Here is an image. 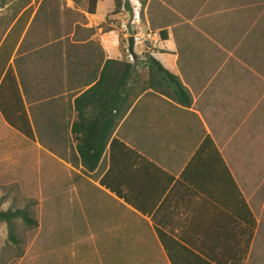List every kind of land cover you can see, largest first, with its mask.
I'll return each instance as SVG.
<instances>
[{"label": "crops", "instance_id": "0c3cea01", "mask_svg": "<svg viewBox=\"0 0 264 264\" xmlns=\"http://www.w3.org/2000/svg\"><path fill=\"white\" fill-rule=\"evenodd\" d=\"M90 1L0 4V116L49 154L68 147L81 170L74 128L109 133L93 176L134 220L101 236L97 264H264V160L253 157L240 102L251 87L222 74L228 61L196 57L179 38L252 30L254 16L227 19L226 10L213 21L197 4L190 16L145 13L143 29L167 40L150 49L136 39L134 60L121 48L126 22L111 16L114 0H97L95 12ZM145 52L179 78L189 107L142 74ZM110 61L133 65L127 83L124 66L102 76Z\"/></svg>", "mask_w": 264, "mask_h": 264}, {"label": "rangeland", "instance_id": "374dc122", "mask_svg": "<svg viewBox=\"0 0 264 264\" xmlns=\"http://www.w3.org/2000/svg\"><path fill=\"white\" fill-rule=\"evenodd\" d=\"M146 1L142 17L134 18L126 11L121 14L126 23L119 36L126 54L129 35L145 48L162 43L160 35L143 29L145 13L155 18L167 17L169 12L190 16L197 4L212 20L220 11L227 14L226 10H231L227 19L244 16L246 9L248 16H254L252 30L243 23L236 34L206 33V29L204 35L179 38L198 47L196 57L228 61L222 74L236 76L241 85L251 87V96L240 102L247 108L244 116L255 133L253 157L264 160V0ZM200 22L199 26H206ZM146 73L144 69L142 74ZM68 149L59 153L56 148V155L49 154L37 142L10 129L0 116V212L26 210L37 223L33 227L17 223V246L9 241L7 224L0 222V264H97L101 236L112 234L118 222L134 220L127 208L99 188L96 175L85 174L72 162Z\"/></svg>", "mask_w": 264, "mask_h": 264}, {"label": "trees", "instance_id": "16d2710c", "mask_svg": "<svg viewBox=\"0 0 264 264\" xmlns=\"http://www.w3.org/2000/svg\"><path fill=\"white\" fill-rule=\"evenodd\" d=\"M79 1V0H75ZM97 0L90 1V11L95 12ZM147 1L143 0H114V10L111 16H118L123 14V11L132 14L134 18L142 17V13H144V9L146 7ZM160 37L162 41L167 40L166 31L160 32ZM145 64L144 67L147 71L146 76H148L149 80L153 84H157L161 87L169 88L174 94L173 97L177 98L178 101L182 102L186 107H189L192 103L191 96L188 90L182 85L179 78L171 75L168 71H166L160 62H158L151 53H144ZM115 65L116 68L124 66L125 72V83H127L130 77L133 75L134 67L125 62H113L110 61L107 63L105 70L103 71V75L105 76L107 73V68L109 66ZM101 85V84H100ZM99 85V87H100ZM125 85V84H124ZM125 86L120 88L119 92L123 90ZM96 90V89H95ZM121 97V96H120ZM109 111L117 108V104L110 103L108 105ZM87 128V127H86ZM85 128V125L78 124L76 128H74V135L76 136V140L78 142L77 150L80 155L81 164L83 166L82 170L85 174L91 176L97 170L100 165L101 158L103 155V151L105 149V145L107 140L109 139V133L107 135H101V133L97 130L96 132H90ZM92 137V139H91ZM31 140L34 139L33 136H30ZM22 222L29 227L35 226L36 221L31 218L30 214L26 210H8L0 212V222L6 223L9 229V241L14 245H19V239L17 235V223Z\"/></svg>", "mask_w": 264, "mask_h": 264}, {"label": "water", "instance_id": "95a60500", "mask_svg": "<svg viewBox=\"0 0 264 264\" xmlns=\"http://www.w3.org/2000/svg\"><path fill=\"white\" fill-rule=\"evenodd\" d=\"M135 45H136V37L135 36H130L128 38V53L130 54L131 58L134 60H137V54L135 52Z\"/></svg>", "mask_w": 264, "mask_h": 264}]
</instances>
